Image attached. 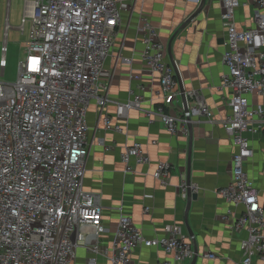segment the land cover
Masks as SVG:
<instances>
[{
  "label": "built area",
  "instance_id": "1",
  "mask_svg": "<svg viewBox=\"0 0 264 264\" xmlns=\"http://www.w3.org/2000/svg\"><path fill=\"white\" fill-rule=\"evenodd\" d=\"M203 0H194L200 6ZM253 8V25L239 27L237 10ZM11 0L6 29L9 31ZM122 19L118 0H25L19 29L26 32V56L19 61L14 82L0 79V264H72L80 248L88 251L86 264H135L132 252L138 247H161L171 254L162 264H181L194 259L195 251L181 225L166 227L163 237L149 238L121 208L115 236L107 244L109 231L103 222L98 194L84 187L90 152L87 111L95 101L100 109L109 100L110 73L107 57ZM222 22L226 30L221 87L230 89V111L223 121L235 151L231 179L218 188L229 208L221 215L233 230L245 231L241 239V264H264V189L246 170L254 156L248 132L264 127V104L251 101L264 95V0H223ZM144 37L143 57L152 73L159 74L166 101L184 89L189 116L213 118L201 93L181 84L177 61L167 60V45L149 20L140 28ZM8 40L1 47L2 74L8 66ZM128 60V59H127ZM183 96V95H182ZM141 96L119 102L118 117L141 108ZM171 134L186 132L188 118L156 109ZM186 114V113H185ZM187 116V114H186ZM107 130L123 132L110 116ZM109 149L108 146H106ZM126 172L149 164L151 157L140 142L128 145L121 154ZM172 163L160 161L154 176L167 185ZM187 179L181 196L198 190ZM215 259L216 255L206 254Z\"/></svg>",
  "mask_w": 264,
  "mask_h": 264
},
{
  "label": "crops",
  "instance_id": "2",
  "mask_svg": "<svg viewBox=\"0 0 264 264\" xmlns=\"http://www.w3.org/2000/svg\"><path fill=\"white\" fill-rule=\"evenodd\" d=\"M118 3L122 19L113 50L105 62L111 75L109 100L102 109L92 101L87 111L90 152L84 187L101 198L103 222L109 229L103 239L109 245L112 243L122 208L149 238L163 237L166 227L181 225L198 256L197 264H241L240 242L245 231H235L229 222L223 221L221 215L229 204L218 194V188L231 179L235 151L223 127L232 96L230 89L221 87V76L226 71L223 0H205L203 9L185 27L187 19L199 9L194 0H118ZM146 20L156 26L160 39L166 43L167 60L178 62L181 84L197 89L213 111L212 119L191 116L184 124L187 133L171 134L155 113L157 107L163 106L166 113L187 118L182 94L178 92L172 101H166L159 74L150 71L143 57L145 44L140 28ZM237 21L241 28L253 25V8L241 6ZM135 96L142 97L141 108L118 117V103ZM251 101L255 105L264 104V95L254 94ZM105 116L122 125L123 132L107 130ZM247 136L254 156L247 161L246 170L257 186L264 189V127L256 133L248 132ZM136 141L142 143L151 162L126 172L121 154ZM160 161L173 165L167 185L154 176ZM188 176L199 187L197 199L190 203L181 196V183ZM78 254L72 264H86L88 251L80 248ZM206 254H214L216 258ZM132 256L135 264H162L171 260V254L161 247H138ZM99 264L108 262L101 259ZM255 264L262 263L256 258Z\"/></svg>",
  "mask_w": 264,
  "mask_h": 264
},
{
  "label": "rangeland",
  "instance_id": "3",
  "mask_svg": "<svg viewBox=\"0 0 264 264\" xmlns=\"http://www.w3.org/2000/svg\"><path fill=\"white\" fill-rule=\"evenodd\" d=\"M8 1L9 0H0V59L2 57L1 47L6 38L8 40L9 48L7 53L8 66L5 68L3 74L0 68V79L14 82L18 75L19 61L26 56V41L28 39V31L31 23L30 21L27 22L26 32H22L19 29L24 15L25 0H11L9 13L11 28L7 31L6 17L8 14Z\"/></svg>",
  "mask_w": 264,
  "mask_h": 264
},
{
  "label": "water",
  "instance_id": "4",
  "mask_svg": "<svg viewBox=\"0 0 264 264\" xmlns=\"http://www.w3.org/2000/svg\"><path fill=\"white\" fill-rule=\"evenodd\" d=\"M204 3H205V0H203L202 3L200 4L198 11H196L194 14H192L187 19V21L184 23L183 27H185L190 20L196 18V16L198 15V13L203 9ZM169 53H171L170 47H169ZM171 55H172V53H171ZM181 91H182V95H183L185 113L187 114V118L190 121L191 117L188 114L189 108H188L187 99L185 97V93H184V89H183L182 85H181ZM187 181H188L189 184H191L190 176H188ZM197 197H198V193L196 191H192L191 189H189L188 199H187L188 200V203H190L192 200H196ZM188 230H189L190 234H192V231H191V229L189 227H188ZM197 259H198V256L196 254L195 257H194V259L192 260L191 264H197Z\"/></svg>",
  "mask_w": 264,
  "mask_h": 264
}]
</instances>
